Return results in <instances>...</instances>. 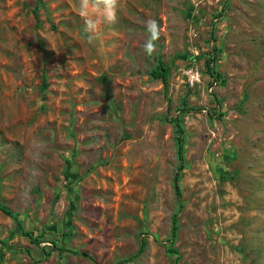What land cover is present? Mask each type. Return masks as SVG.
Returning a JSON list of instances; mask_svg holds the SVG:
<instances>
[{"label":"rangeland","instance_id":"374dc122","mask_svg":"<svg viewBox=\"0 0 264 264\" xmlns=\"http://www.w3.org/2000/svg\"><path fill=\"white\" fill-rule=\"evenodd\" d=\"M83 27L77 0H0V203L17 217L0 210V264H118L143 239L124 264H264V0H118L92 45Z\"/></svg>","mask_w":264,"mask_h":264},{"label":"trees","instance_id":"16d2710c","mask_svg":"<svg viewBox=\"0 0 264 264\" xmlns=\"http://www.w3.org/2000/svg\"><path fill=\"white\" fill-rule=\"evenodd\" d=\"M218 48L212 47L211 51L213 53H216L214 57H210L209 60L206 61V65L208 67V70L210 71V74L215 78V79H219L221 74L219 71L213 69L215 67V63L218 61V56H217V51ZM211 70H214V72H212ZM149 75L151 77V79L153 80H160L162 81V83L164 84L165 88L167 89L169 87V80H170V76H171V68L162 60V58H160L157 61V65L149 72ZM185 107L183 109H180L181 113H185V112H189L188 108H186V102H185ZM171 123L174 124L175 128H176V133H177V154H178V160H179V165L177 168V171L175 173L174 176V189H175V193H176V197L179 203V210L178 212H176L175 214V218L173 221V228H172V235H171V239L170 242L171 243H175L176 242V238H177V232H178V216H179V212L181 210H183L184 206H183V202H182V189L180 186V179L182 176V172L185 169V158H184V150H185V137H184V128H183V120L181 115L179 114L176 118L171 119L170 121ZM0 210L7 216L11 217L12 219L17 220L16 215L14 214V212L6 205H4L3 203H0ZM27 235H29L30 233H26ZM32 242L39 244V242L31 237ZM147 248V241L146 240H142L141 242V246L139 251L133 255L132 257L129 258H125L121 261L118 262V264H124V263H129L134 261L136 258L140 257L146 250ZM60 254L63 253H69V254H75V255H84L86 257H88L90 260H94L92 256L88 255L87 253H79L78 251H74L72 249H67L66 247H60L56 249ZM171 252H176V249H172Z\"/></svg>","mask_w":264,"mask_h":264},{"label":"clouds","instance_id":"9594fccd","mask_svg":"<svg viewBox=\"0 0 264 264\" xmlns=\"http://www.w3.org/2000/svg\"><path fill=\"white\" fill-rule=\"evenodd\" d=\"M118 0H77V11L84 22L86 42L92 45L97 39L101 23L113 24L117 19ZM147 39L141 45L143 53L151 56L156 51V41L160 39V26L155 19L145 21Z\"/></svg>","mask_w":264,"mask_h":264},{"label":"built area","instance_id":"2783aa9c","mask_svg":"<svg viewBox=\"0 0 264 264\" xmlns=\"http://www.w3.org/2000/svg\"><path fill=\"white\" fill-rule=\"evenodd\" d=\"M187 76H188V82H189L190 85L193 84V83H195V82H200V76H201V74H200V72L198 70L194 71V70L191 69L188 72Z\"/></svg>","mask_w":264,"mask_h":264}]
</instances>
